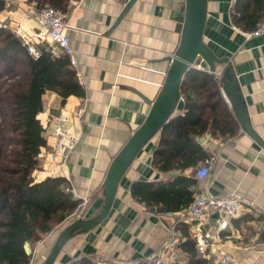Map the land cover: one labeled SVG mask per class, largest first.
<instances>
[{
  "label": "crops",
  "instance_id": "obj_1",
  "mask_svg": "<svg viewBox=\"0 0 264 264\" xmlns=\"http://www.w3.org/2000/svg\"><path fill=\"white\" fill-rule=\"evenodd\" d=\"M127 1L69 0L67 10L62 11L70 25L75 69L85 96L71 95L63 101L58 93L46 91L38 118L46 127L51 117L69 115L72 121L62 125L79 135L80 141L55 154L54 139L46 131L47 146L35 175L36 179L48 175L65 177L67 188L82 199L66 219L68 224L92 218L102 208L110 163L148 115L150 101L156 99L166 79L168 58L181 41L186 0H136L117 23ZM233 1L208 0L204 41L217 57L230 59L248 119L264 142V34L248 35L234 25L230 12ZM23 13L18 1L11 0L0 12V23L13 26L21 21L32 32L37 24ZM199 62L208 67L200 57L196 60ZM183 112L184 101H180L175 116ZM238 126L234 136L216 138L208 132L201 137L211 154L207 161L210 174L203 182L195 176L203 163L184 171L159 170L154 164L160 141L157 134L122 177L109 215L94 229L67 241L54 264H67L80 257L89 258L93 264L98 258H135L161 252L173 231L182 240L185 230L193 237L196 232L217 229L220 213L216 210L201 223L183 226L178 220L182 207L140 200L132 192L138 184H150L151 189L167 186L179 175H194L197 179L195 185L187 183L194 198L205 191L216 196L236 193L243 200V211L229 219L212 250L233 255V264H264V146L243 131L239 121ZM63 228L55 226L38 242L27 244L32 251L29 264L45 261ZM167 255L169 264L183 262L179 247ZM209 260L220 264L217 258Z\"/></svg>",
  "mask_w": 264,
  "mask_h": 264
},
{
  "label": "trees",
  "instance_id": "obj_2",
  "mask_svg": "<svg viewBox=\"0 0 264 264\" xmlns=\"http://www.w3.org/2000/svg\"><path fill=\"white\" fill-rule=\"evenodd\" d=\"M29 1L61 11H66L69 4V0ZM5 7L6 0H0V12ZM230 12L234 25L246 32L254 31L264 20V0H234ZM49 90L63 101L71 95L85 96L70 57L54 55L42 47L36 58L19 36L0 24V264H29L32 251L27 244L41 240L82 203L67 188L65 177L36 179L47 146L38 114L43 110V94ZM182 94L184 112L173 117L160 133L154 159L160 171L194 169L211 158L201 142L203 135L209 132L213 137L227 138L238 132V120L222 93V83L212 73L190 69ZM187 183L195 185L197 179L194 175H179L167 186L151 189L150 184H138L132 192L140 200L184 208L194 200V191L187 189ZM168 191L171 194L164 195ZM178 247L184 254L181 264H215L198 254L188 230L183 232ZM67 264L93 263L80 257Z\"/></svg>",
  "mask_w": 264,
  "mask_h": 264
},
{
  "label": "water",
  "instance_id": "obj_3",
  "mask_svg": "<svg viewBox=\"0 0 264 264\" xmlns=\"http://www.w3.org/2000/svg\"><path fill=\"white\" fill-rule=\"evenodd\" d=\"M136 0H128L119 17L129 10ZM208 0H186L185 21L180 44L172 57L164 84L143 123L113 157L104 179V202L100 211L89 219H76L65 226L57 236L48 256L42 264H54L63 246L77 234L88 232L98 226L110 213L122 177L141 150L157 135L164 126L175 117L180 103L182 84L185 75L192 68H197L196 60L200 57L207 64L209 73H213L217 64H224L221 79L224 96L237 116L241 129L264 146L261 137L253 129L246 112V105L233 66L228 57H217L204 41V29L207 18Z\"/></svg>",
  "mask_w": 264,
  "mask_h": 264
},
{
  "label": "built area",
  "instance_id": "obj_4",
  "mask_svg": "<svg viewBox=\"0 0 264 264\" xmlns=\"http://www.w3.org/2000/svg\"><path fill=\"white\" fill-rule=\"evenodd\" d=\"M10 1L11 0H6V3H10ZM17 1L24 9L23 15L34 20L37 27L30 32L24 28L21 21L13 26L8 22L0 24L10 28L19 36L32 56L36 58L39 57L42 47H45L54 55H59L61 53L67 54L70 57L71 64L75 67L77 61L68 33L70 25L66 20L65 13L50 5L39 7L29 0ZM247 34H264V20L256 30L248 32ZM195 65L198 69H206L201 62H195ZM212 74L214 78L221 83L224 68L216 69ZM180 101H185L183 94H181ZM226 101L228 103L227 99ZM81 111H83L82 108L79 112ZM49 121V124L43 127L45 132L47 131L48 135L54 139L52 148L55 154L63 152L67 147H74L79 143L80 136L71 131L70 128H66L62 125V122L72 121L69 115L53 116ZM209 174L210 166L207 162L201 164L195 170V176L201 182H203ZM243 209V200L236 193L216 196L202 191L188 206L179 211L178 220L190 224L201 223L212 210L218 211L220 213V217L217 219L218 228L215 230L196 232L193 238L198 254L201 256L208 259L217 258L220 264H233L235 262V257L233 255L226 252L217 253L212 250V247L215 242L221 238V230L228 226L229 219L240 215ZM180 241L179 235L173 231L170 238L164 241L161 252L120 260L98 258L95 260L94 264H169L167 254L169 251L176 249Z\"/></svg>",
  "mask_w": 264,
  "mask_h": 264
},
{
  "label": "rangeland",
  "instance_id": "obj_5",
  "mask_svg": "<svg viewBox=\"0 0 264 264\" xmlns=\"http://www.w3.org/2000/svg\"><path fill=\"white\" fill-rule=\"evenodd\" d=\"M68 224V220L66 221H63V222H61V223H59V224H57L56 226H57V229L59 228V229H61V228H63L64 226H66Z\"/></svg>",
  "mask_w": 264,
  "mask_h": 264
}]
</instances>
